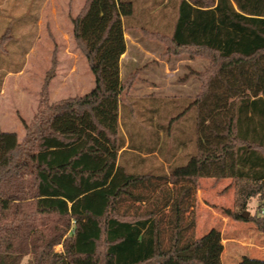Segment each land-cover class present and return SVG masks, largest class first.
Here are the masks:
<instances>
[{
    "label": "trees",
    "instance_id": "trees-1",
    "mask_svg": "<svg viewBox=\"0 0 264 264\" xmlns=\"http://www.w3.org/2000/svg\"><path fill=\"white\" fill-rule=\"evenodd\" d=\"M134 10L132 0H85L70 19L93 87L48 103L47 75L22 141L0 124V264H208L196 233L202 179H229L225 216L264 234V0H178L172 33L147 32L167 52L210 62L189 104L192 135L174 140L175 153L191 148L168 170L144 171L141 155L167 159L165 139L187 108L150 141L121 132L120 58ZM253 198L256 213L244 218Z\"/></svg>",
    "mask_w": 264,
    "mask_h": 264
},
{
    "label": "rangeland",
    "instance_id": "rangeland-1",
    "mask_svg": "<svg viewBox=\"0 0 264 264\" xmlns=\"http://www.w3.org/2000/svg\"><path fill=\"white\" fill-rule=\"evenodd\" d=\"M80 1L85 0H10L0 11V75L5 73L0 92V123L3 130L15 132L19 141L25 136L21 120L29 123L37 113L47 75H52L45 92L48 103L83 96L94 85L88 63L72 38L70 17L79 11L75 5ZM132 1L134 15L126 25L134 23L149 32L172 33L178 0ZM36 19H40L38 26ZM135 34L151 55L131 48L123 59L121 132L126 141L130 136L139 141L137 133L145 136L142 142L150 141L154 132L162 131L158 124L166 126L187 108L165 139L167 159L141 155L146 157L144 171L160 166L168 170L169 163L181 162L180 157L191 148L189 144L186 150L175 153L174 140L182 132L187 137L192 135L193 110L189 104L200 92V73L210 62L205 54L195 50L167 52L161 40L141 29ZM30 47L31 53L27 52ZM156 106L157 112L152 113L151 108ZM197 198L196 233L203 240L199 255L208 264H244V256L255 264L251 256L264 258V234L252 222L234 221L224 214L226 208L234 209V189L229 179L216 185L212 179H202ZM257 205L256 198L250 200L246 210L249 216L256 213ZM252 244L262 245L263 249L259 248L258 253L244 251L245 246ZM60 250L61 246H57L56 251ZM28 260L25 257L21 264H28Z\"/></svg>",
    "mask_w": 264,
    "mask_h": 264
},
{
    "label": "crops",
    "instance_id": "crops-1",
    "mask_svg": "<svg viewBox=\"0 0 264 264\" xmlns=\"http://www.w3.org/2000/svg\"><path fill=\"white\" fill-rule=\"evenodd\" d=\"M8 1L10 0H0V11L3 9V7L5 6L4 4H6ZM84 1H80L79 3H76L75 5V10H79L81 5L83 4ZM25 9H27L25 7ZM42 10V6H40V8ZM40 19H36V25L38 26V24L40 23L39 21ZM146 25V24H145ZM144 26V25H142ZM138 29H141L142 32L147 33L148 32V29L146 27H139L138 25L134 24V23H130L129 25H126L125 23V32H124V37H125V41H126V52L121 56L120 58V78H121V68H122V62H123V59L125 57L128 56V53L130 51L131 48H135L137 49L138 51H141V53H145L146 55H151L150 52H148L146 49H144L140 42L141 40L139 39L138 36H136L135 33H137ZM148 34V33H147ZM32 49L30 47L29 53H31ZM29 54H27L26 56L28 57ZM0 99H1V96H0ZM1 103V101H0ZM1 124V123H0ZM2 127V126H1ZM5 131V130H4ZM9 132V131H8ZM259 248H262V245H257V244H252V246H245L244 247V251H252L253 253H258V249ZM263 249V248H262ZM261 249H259L260 251ZM244 257H247L245 258V262L244 264H250L252 263V261H248V256H244ZM251 257H254L252 258V260L255 262V264H261L260 263V259L263 260V264H264V258H256L257 256H251ZM257 259V260H256Z\"/></svg>",
    "mask_w": 264,
    "mask_h": 264
},
{
    "label": "water",
    "instance_id": "water-1",
    "mask_svg": "<svg viewBox=\"0 0 264 264\" xmlns=\"http://www.w3.org/2000/svg\"><path fill=\"white\" fill-rule=\"evenodd\" d=\"M249 216V212L248 211H246L245 213H243V217L244 218H247Z\"/></svg>",
    "mask_w": 264,
    "mask_h": 264
},
{
    "label": "built area",
    "instance_id": "built-area-1",
    "mask_svg": "<svg viewBox=\"0 0 264 264\" xmlns=\"http://www.w3.org/2000/svg\"><path fill=\"white\" fill-rule=\"evenodd\" d=\"M262 212L264 213V210Z\"/></svg>",
    "mask_w": 264,
    "mask_h": 264
}]
</instances>
